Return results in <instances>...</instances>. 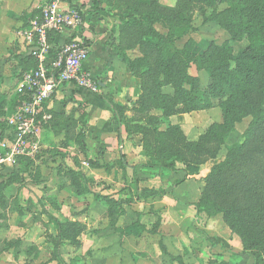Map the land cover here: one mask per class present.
<instances>
[{
  "label": "rangeland",
  "instance_id": "obj_1",
  "mask_svg": "<svg viewBox=\"0 0 264 264\" xmlns=\"http://www.w3.org/2000/svg\"><path fill=\"white\" fill-rule=\"evenodd\" d=\"M155 1L170 7L176 4V0ZM204 1L189 2L188 8L185 9L187 16L190 17L187 19L186 31L183 34L180 33L183 27L179 33H172L171 42L165 43L171 52L173 49H187L190 55L200 56L197 61L187 63L185 68L187 73L199 78L200 88H204L209 81L208 71L202 68L207 61L205 57L215 56L211 52L212 49L207 47L212 43L229 42L235 54L238 49L247 45L245 37L233 40L218 23L203 20L204 15H210L213 10L219 11L226 7L221 0H215L212 4ZM61 2L63 5H70L68 0H61ZM90 2L91 10L95 11L92 8L93 1L90 0ZM98 2L99 12L102 15L100 20H103V23L114 22L113 25L117 28V35L122 44L128 43L126 42L128 35H124V31L120 32V27L124 28V20L139 18L145 21L146 17L142 16L143 14H155V11L159 13L154 7L151 8L150 0H99ZM172 23L175 26L178 20ZM136 27L134 25V28ZM173 27L170 28L171 31ZM145 31L144 37L140 34L133 36V39L137 38L134 41L138 39L144 41L143 44L141 43L143 51L139 41L136 43L138 47L134 50L149 62L151 58H154L156 43L161 39L157 35L166 38L169 31L167 23L162 19L151 26H146ZM5 44V41L0 38V77H7L6 74L10 75L13 71L8 61L10 56L6 54L8 48ZM139 80L141 78H138V82ZM113 86L117 89L116 84ZM17 101L18 95L15 92L10 107L13 108ZM137 101V98L129 99L124 105L120 103L115 105L121 108L118 112L122 115L120 125L124 128V137L131 138L137 135L141 152L146 156L144 163L137 164L140 175L136 174L132 183L144 182L146 186L141 187V190L136 188L135 192H132L124 185L125 181L119 177H111L108 180L99 177L88 178L85 175L81 177L82 164H85L86 168L96 169L95 171L102 168L101 163L92 160L91 152L87 154V150L92 149L96 139H91L87 135L88 118L87 115H83L81 126L73 124L68 131L65 130V134L57 132L53 137L56 144L40 149L36 156L39 160L44 159L43 175H39L38 167H32L29 172L25 169V173L21 168H17V161L27 156L19 157L15 163L3 168L6 174H0L1 178L10 176L11 173H15V177H11L9 186L2 189L4 200L0 198V264H92L95 259L93 256H97L99 251V245L103 248L114 247L115 256L110 260H104L102 264H264V246L250 248L245 245L223 218V210L226 208H244L247 205L245 194L239 185L245 182V186L249 187L246 181L252 174L264 186V160L257 154L253 144L248 143L244 148L236 151V157L241 158V162L234 163L235 167L225 172L224 178L228 184L221 192L211 191L206 180L211 168L226 159L230 147L243 142V134L251 117L249 115L242 117L234 122L233 127L228 131L219 130L218 135L213 136V139L208 142L200 143L198 148H181L167 139L152 134L145 135L140 131L139 128L145 125L143 123L145 121L143 113L138 112L140 106ZM214 103H216L215 100ZM121 106H124V109L129 107L132 113L126 114ZM198 111L189 112L190 114L187 115L184 113L186 116L181 120L182 127H180L187 139L191 141H196L211 123H219L222 120L220 108L217 106L204 110L203 113H206L209 118L199 117ZM6 116L7 114L4 113L0 115L3 118ZM124 117L127 119L126 124H124ZM169 121L179 122V117L176 116ZM198 121H202L201 124ZM161 127L164 128L165 123ZM113 132L118 139L121 138L118 129H114ZM100 150H103L102 146ZM77 152L83 155L84 161L77 159ZM66 159L69 160L70 165L67 164ZM167 163L174 164L173 171L167 172L161 167ZM117 164H119L118 161H113L103 166L106 167V171H109ZM166 172L167 174H164ZM28 173H31V176ZM167 175L170 176L167 177ZM29 178L37 181L41 179V182H46L47 187L41 188L40 185L41 190L31 189L29 196V192L25 190L26 195L20 194L23 188H20L22 180ZM28 183L33 184V182ZM152 184L156 187H150ZM23 186L28 187L26 184ZM57 186L66 187L68 194L62 198L61 203H58L59 200H56L54 193ZM23 201L24 206L21 205ZM153 201H161V203L147 205ZM203 202L209 203L206 210H204ZM195 203H199L201 208L197 210L193 206L192 211L181 209L182 205ZM166 206L174 207L167 211ZM86 207L89 209L98 207L99 210H104L106 221L103 227L106 228V233L111 234L110 238L102 240V227L82 235L84 225L79 232H76L77 234L75 230L67 233L65 237L61 234L58 224L65 225L67 222H73L70 218L78 215L73 213L78 209H81L79 211H82L81 218H83L85 213L88 214L86 210H82ZM182 211L185 212L182 213ZM12 216L15 223L11 227L12 231L8 233L7 220ZM74 222L82 225L77 219ZM128 222H130L129 225H127ZM141 224L143 231L146 230V236L150 237L146 240L150 251L136 250L135 248L139 247L128 240L129 230ZM27 226L32 229L24 231ZM38 237H41V240L36 244L33 238L37 240ZM40 245L41 250L38 249ZM123 249L129 252L130 257L118 255ZM238 253H246L252 258L249 257V261L247 258L243 260ZM93 264H101V262H93Z\"/></svg>",
  "mask_w": 264,
  "mask_h": 264
},
{
  "label": "trees",
  "instance_id": "obj_2",
  "mask_svg": "<svg viewBox=\"0 0 264 264\" xmlns=\"http://www.w3.org/2000/svg\"><path fill=\"white\" fill-rule=\"evenodd\" d=\"M92 1V8L99 11V0ZM190 1L176 0V4L170 7L150 0L151 8L154 7L159 13L155 11V14H143L142 16L146 17L145 21L139 18L124 20V28L120 27V32L124 31V35H128V41L125 40L128 43L124 44L129 46L139 41V39L134 41L137 39H133L135 34L144 37L145 27L151 26L159 19L167 23L169 31L166 38L157 35L161 39L156 43L155 56L149 62L145 61L144 56L132 60L124 56V61L131 74L141 78V93L137 97V103L140 106L138 112L143 113L145 121L143 122L145 125L143 124L139 129L145 135L159 136L181 148H198L200 143L208 142L213 139V136L218 135L219 130L228 131L233 127L234 122L242 117L248 115L251 117L243 134V142L233 144L226 159L215 164L206 179L211 191L219 193L228 184L224 178L225 172L234 168V163L241 162V158L236 157L238 149L251 143L257 154L264 160V0H221L226 5L225 8L219 11L213 10L210 15H204V21L218 23L229 33L231 39L242 37L247 39V45L238 49L235 54L229 42L212 43L207 47L212 49L211 52L215 56L205 57L207 61L202 68L208 71L209 81L204 88H200L199 78L190 75L185 69L187 63L197 61L200 56L190 55L187 49H173L171 52L165 45L171 42L172 33H179L183 27L180 33L183 34L186 31L187 19L190 17L187 16L185 9L188 8ZM214 1L205 0L204 2L212 4ZM176 20H178L177 25H172V22ZM134 25L137 27L134 28ZM139 42L141 47L144 41ZM24 57L27 58L28 55ZM164 86H170L172 92H163ZM212 106L220 108L222 120L219 123H211L196 141L188 140L180 125L169 121L170 116L206 110ZM117 108L118 106L114 104L118 122L121 123L122 115L118 112L121 108ZM122 108L124 109V106ZM153 109L160 113H151ZM126 123L127 119L124 117V124ZM164 123L165 127L162 128ZM141 140L144 146L143 139ZM161 167L167 172L174 170L173 163H167ZM246 182L250 188L245 186V182L240 184L239 188L245 194L247 205L244 208H226L223 210V218L245 245L250 248L264 246V186L253 174ZM203 204L206 210L209 203L203 202ZM193 206L197 210L201 208L199 203ZM58 227L65 237L67 233L74 230L77 234L82 225L73 221L65 225L60 223Z\"/></svg>",
  "mask_w": 264,
  "mask_h": 264
},
{
  "label": "crops",
  "instance_id": "obj_3",
  "mask_svg": "<svg viewBox=\"0 0 264 264\" xmlns=\"http://www.w3.org/2000/svg\"><path fill=\"white\" fill-rule=\"evenodd\" d=\"M48 1L49 0H0V38L7 44H5V47L8 48L6 54H8V57L10 56L8 61H10L13 70L10 75L9 73L8 75L6 74L7 77H0V115L4 113L8 116L14 111V106H16V104L11 108L10 102L13 101L17 79L25 69L27 70L35 64L34 58L29 55L25 42L22 38L16 35V31L22 26H25L30 18L37 17L39 15V11L37 10L38 6L45 4ZM68 2H70V5L64 4L63 7L66 6L78 9L86 22L83 36L89 44V56L83 63V67L94 76L100 87V91L97 94H92L85 90L78 89L71 84H63L56 89L52 96L44 102L37 119L40 143L38 151L32 156H27L17 161L16 166L17 168H21L24 173L25 169L29 172L32 167H38L39 169L37 170L39 175H43L45 169L43 168L42 163L44 159L39 160L37 158L38 156H36L40 149L42 150L45 147L54 146L56 143L53 137L57 132H63V134H65V130L68 131L73 124L81 126V117L87 115V135H89L91 139H96L92 149L90 151L87 150V154H90L88 152H91L92 160L101 163L102 168L95 171L96 169L94 170L91 167H87V169L85 164H82L81 176L85 175L88 178L99 177L105 180H108L111 177H119L125 181L124 185L129 187V190L132 192H135L136 188L141 190V187L146 186L145 183H140L139 181L138 183H132V179L136 174L137 176L140 175L139 166L137 164L144 163L146 156L141 152V146L139 145L137 135L131 136V138L124 137V128L118 122V114H116L114 110V104L120 103L121 105H124V103H128L129 99H135L141 93L140 80L138 82V78L131 74L124 61V56L131 60L140 56V54H138L139 52L134 50L138 46H136V44L131 46L122 44L117 35V28L113 25L114 22L108 21L107 23H103V20H100L102 16L100 12L91 10V7L89 6L91 3L90 0H68ZM132 46L135 47L132 48ZM25 55H28V57H24ZM113 84L117 85V89L113 88ZM162 91L171 93L172 88L170 86H164ZM124 112L126 114L132 113L130 108H126ZM203 112L204 110L198 111L199 117L209 118V116ZM151 113L159 114L160 112L153 109ZM187 114L188 113H186V115ZM186 115L184 113L173 115L169 117V120L172 121L174 117L178 116L179 122L176 123L180 124L182 127L181 120ZM0 119L2 122L4 121L3 117H0ZM201 122L202 121H198L200 124ZM3 123L0 122V140L9 135V127L5 126L6 123ZM117 125H120V127H117ZM114 129L119 130L118 134L121 138L118 139L116 137V134L113 132ZM100 146H102L103 150L99 151ZM76 155L79 161H84V157L81 153L77 152ZM113 161H118L119 164H117L114 169L106 171V167L103 165ZM66 162L70 165L68 159H66ZM55 172L58 174L57 171ZM4 173L5 171L2 169L0 174L2 175ZM28 174L31 176V173ZM164 174H167V172ZM169 176L170 175H167V177ZM11 177L14 178L15 173H11L10 176L6 175L5 177H0V187H2L0 188V198H2V200H4L2 189L9 186L11 183L10 180L12 179ZM32 178L22 180V183L20 184L22 186H20V188H23L21 189L22 191L20 194L26 195L25 191L29 192L34 188H36V190L40 189V185L41 188L47 187L45 184L46 182H41V179L38 181L32 180ZM6 179H8V181ZM28 182H33V184ZM23 184L28 185V187H24ZM31 185H34V187ZM66 185H68L67 182ZM152 186H154V184L150 185V187ZM154 187H156V185ZM65 192L66 187L57 186L55 188L54 193L56 194V200H59L58 203H61L62 198H64L65 195H68L67 192ZM29 195H31L30 192L28 196ZM75 202H77L76 199ZM153 203L158 204L161 203V201H153L147 203V205L152 206ZM21 205L24 206V201ZM21 205L19 209L21 208ZM193 205L194 204L182 205L181 209L192 211L191 209L193 208ZM172 207L174 206H166V210L169 211ZM79 210L81 209L76 210V212L74 211L73 213L78 215H74L70 219L72 221L77 219L81 221L82 226H85L82 235L91 233L93 230L102 227V240L110 238L111 234L106 233V228L104 229L106 217L103 214V209L99 210L98 207H94V209L93 207L90 209L89 207H86L85 209L82 208V210L88 212L87 215L86 213L83 215V218H81L83 213ZM178 210L181 211L180 208H178ZM184 212L185 211H182V213ZM35 214L38 213L35 212ZM7 221V232L9 233L12 231L11 227L14 226L15 223L14 216ZM128 221H130V219H128ZM129 224L130 222L127 223V225ZM98 225L100 226L99 228L96 227ZM127 225L124 223V226L127 227ZM28 227L30 226H27L24 231L32 229V227ZM88 228H90V230ZM38 229L39 228H37V230ZM129 231L128 234L130 235L128 236V240L132 241L133 244L135 243L136 247H139L138 249L134 247L136 250L150 251L146 241L149 240L150 237L146 236V230L143 231L142 224ZM99 235L101 236V233ZM25 236L26 235L24 234V237ZM40 240L41 237H38L37 240L33 238V241H36V244L39 243ZM98 248L99 251L97 252V256H93L95 258L93 262L95 263L101 262L102 264L104 260H110L115 256L114 247L103 248L99 245ZM38 249L41 250V245L38 246ZM238 254L243 260H246V258L248 261L250 260V256H247L246 253ZM118 255H128V257H130L129 252L124 251V249L119 252ZM124 259L126 258L124 257ZM130 263H132L131 260Z\"/></svg>",
  "mask_w": 264,
  "mask_h": 264
},
{
  "label": "built area",
  "instance_id": "obj_4",
  "mask_svg": "<svg viewBox=\"0 0 264 264\" xmlns=\"http://www.w3.org/2000/svg\"><path fill=\"white\" fill-rule=\"evenodd\" d=\"M39 15L30 18L16 35L23 39L35 60L32 69L17 79L18 101L4 118L9 135L0 140V171L22 156H32L39 147L37 119L46 100L63 84L97 94L100 87L83 67L89 44L83 36L84 17L76 8L63 7L61 0L38 6Z\"/></svg>",
  "mask_w": 264,
  "mask_h": 264
},
{
  "label": "water",
  "instance_id": "obj_5",
  "mask_svg": "<svg viewBox=\"0 0 264 264\" xmlns=\"http://www.w3.org/2000/svg\"><path fill=\"white\" fill-rule=\"evenodd\" d=\"M33 49H35V48H33ZM32 48L30 49V50H33ZM30 50H29V53H30Z\"/></svg>",
  "mask_w": 264,
  "mask_h": 264
}]
</instances>
